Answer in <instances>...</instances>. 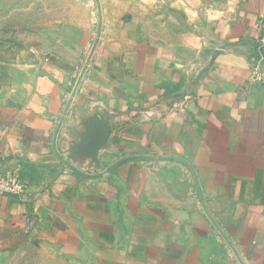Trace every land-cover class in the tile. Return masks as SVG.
<instances>
[{
    "label": "crops",
    "instance_id": "0c3cea01",
    "mask_svg": "<svg viewBox=\"0 0 264 264\" xmlns=\"http://www.w3.org/2000/svg\"><path fill=\"white\" fill-rule=\"evenodd\" d=\"M99 2L98 35L96 0H42L55 7L42 13V72L0 98V174L27 184L0 196V249L36 242L72 264H264V83H250L264 0ZM94 118L108 144L99 166L75 168L144 158L100 178L64 167Z\"/></svg>",
    "mask_w": 264,
    "mask_h": 264
},
{
    "label": "rangeland",
    "instance_id": "374dc122",
    "mask_svg": "<svg viewBox=\"0 0 264 264\" xmlns=\"http://www.w3.org/2000/svg\"><path fill=\"white\" fill-rule=\"evenodd\" d=\"M54 8L42 4V0H0L1 99L22 92L34 80L33 76H37V71L42 72V55L47 54L42 53V13L52 12ZM46 40L47 49H53L49 43L51 37ZM0 264L72 263L61 259L55 249L31 242L0 249Z\"/></svg>",
    "mask_w": 264,
    "mask_h": 264
},
{
    "label": "water",
    "instance_id": "95a60500",
    "mask_svg": "<svg viewBox=\"0 0 264 264\" xmlns=\"http://www.w3.org/2000/svg\"><path fill=\"white\" fill-rule=\"evenodd\" d=\"M96 4H97V8H98V16H99V28H98V35L101 33V28H102V11H101V7H100V2L99 0H96ZM98 40L95 42V45L92 49V52L89 56V61L91 60L94 51L96 49ZM87 67H85L76 84L75 87L72 91L71 94V99L74 97V95L76 94L80 84L82 83V80L85 76ZM71 99L69 100V102L67 103L65 110H64V117L67 114L70 104H71ZM63 117V120H64ZM91 132L89 134L88 137H85L83 139V141L78 144L77 146H75L74 148H72L69 156L67 159H62L61 158V162L64 165V167L70 168L71 170L75 171L76 173L83 175L85 177H89V178H100L105 174L110 173L111 171H113L116 167H118L119 165H121L122 163L129 161V160H135V159H140V158H144V157H129V158H123L115 163H113L108 169H106L103 173L100 174H86L83 173L81 170H79L78 168H75L71 162L73 160H77V159H85V158H91L93 162H95L98 165V155L99 152L104 149L107 144H108V139L110 136V126L108 125V123H106L103 120H100L99 118H94L89 126ZM183 162V161H182ZM193 172L194 176H196V174L194 173L193 169L191 168V166H189L186 162H184ZM217 226V225H216ZM218 227V226H217Z\"/></svg>",
    "mask_w": 264,
    "mask_h": 264
},
{
    "label": "built area",
    "instance_id": "2783aa9c",
    "mask_svg": "<svg viewBox=\"0 0 264 264\" xmlns=\"http://www.w3.org/2000/svg\"><path fill=\"white\" fill-rule=\"evenodd\" d=\"M258 28L260 31L258 39V55L252 65L250 83H264V19ZM27 192V184L22 178L14 174H0V196L22 197Z\"/></svg>",
    "mask_w": 264,
    "mask_h": 264
}]
</instances>
